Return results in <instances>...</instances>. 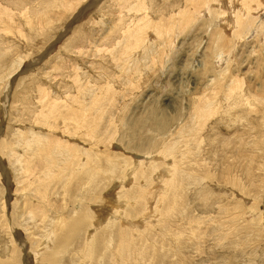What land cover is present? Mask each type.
I'll return each mask as SVG.
<instances>
[{"label":"rangeland","instance_id":"374dc122","mask_svg":"<svg viewBox=\"0 0 264 264\" xmlns=\"http://www.w3.org/2000/svg\"><path fill=\"white\" fill-rule=\"evenodd\" d=\"M80 1L0 0V257L11 259L13 264H37L34 251L21 241L27 238L29 244H36L50 234L49 244L53 247L58 233L55 230L66 216L71 221L73 204L80 203L104 219L100 230L91 227L90 219L79 239L82 242L90 236L92 241L102 236V246L98 245L96 259L90 263L99 264V257L117 251L116 236L125 232V226L131 228L124 223L113 233L114 227L109 224L116 213L122 212L120 217L125 221L129 219L125 208L133 199L124 197L123 192L128 191L123 190L129 189L132 195L163 191L161 174L158 177L156 172H162L165 164L152 160L157 155L160 162L164 156L171 157L172 164L177 161L185 173L199 176L200 183L184 180L174 196L176 201L172 193L167 195L163 207L175 204L167 218L173 220L171 230L186 225L193 226L194 232L180 247L168 239H156L154 252L161 257L155 258L153 253L151 264H264V5L259 4L253 14L252 27L241 30L236 16H242L247 23L250 20L239 0H212L207 7L191 4L190 8L185 6V0H129L133 5L141 3L138 11L123 7L125 0H119L117 5L113 0ZM185 11L187 16L182 19ZM140 14L147 15L146 20L152 23L145 25L144 43L127 67L122 62L125 56L119 52L126 47L125 32L119 27ZM225 21L230 28H225ZM160 29L159 35L156 31ZM20 33L25 36H18ZM95 97L104 99L103 113L93 114L96 120L88 124L96 137L89 126L82 133L70 120L74 113L84 112ZM198 108L205 110L199 114ZM31 136L38 141L29 149L22 140ZM83 140L88 142L86 145L96 142L99 146L94 158L101 167L113 163L124 170L117 175L102 172L104 178L96 182L86 179L85 185H89L80 190L96 194L93 201L85 194L83 197L80 190L72 199L71 186L77 181L64 187L65 172L57 163L49 171L39 163L41 155L54 150L57 142L73 141L78 146L85 144ZM8 141L22 156L15 154L13 163L9 150L4 148ZM172 146L171 153H162ZM29 155L31 163H26ZM139 162L146 169L134 174L142 167L132 172ZM154 164L157 166L152 170ZM124 174L134 175L128 186H123L126 176L120 178ZM156 179L161 182L156 183ZM253 183L260 189L249 194L257 190ZM116 184L120 186L114 187ZM136 184L145 186L136 189ZM104 193L106 202H101L99 196ZM140 199L134 203L142 208L141 213L147 207ZM86 214L83 211L80 217L73 215L80 219ZM161 220V215L153 225L141 220L128 241L138 243L143 232L152 242L162 228ZM228 220L224 230L234 236L237 252L228 247V237L219 240L217 236V227ZM107 238H113L111 245L103 242ZM163 244L179 248L162 257L167 251L161 249ZM75 247L74 243L70 248ZM46 249L44 244L42 250Z\"/></svg>","mask_w":264,"mask_h":264},{"label":"bare ground","instance_id":"6f19581e","mask_svg":"<svg viewBox=\"0 0 264 264\" xmlns=\"http://www.w3.org/2000/svg\"><path fill=\"white\" fill-rule=\"evenodd\" d=\"M46 1V0H45ZM76 1H79V0H76ZM83 1V0H82ZM80 1V2H82ZM97 1V0H96ZM116 2V5L119 3V0H113ZM123 2V0H121ZM212 0H185V6L187 8H190L191 4H194V5H197V6H200L203 4V6L207 7L209 6L208 4H210ZM234 1V0H232ZM240 4L242 5V8L240 6V8L242 9V12H245L248 17H249V20L250 22L247 23L245 21H243V17L242 16H239L238 19H237V16H236V21L238 22V24L241 26V30H242V27L243 28H248V26L250 25L251 21H253V14L256 12V9L259 7V4H263L264 5V2L263 0H239ZM11 2V0H10ZM44 2V1H43ZM54 2V1H53ZM73 2V1H72ZM75 2V1H74ZM236 2V1H235ZM238 2V0H237ZM66 3V2H65ZM64 3V4H65ZM77 3V2H76ZM219 3V2H218ZM233 3V2H231ZM124 3H122L121 5H123ZM214 4H216L214 2ZM213 4V5H214ZM262 5V6H263ZM224 6V5H223ZM234 6V5H233ZM122 6H120L121 8ZM123 7H127V9H131L132 10H135L137 9V11L141 8V3L140 2H136L134 5L131 1L129 0H125V5ZM144 7V6H143ZM196 7V6H195ZM201 7V6H200ZM74 8V7H73ZM185 8V7H184ZM264 8V6L262 7ZM46 9V8H45ZM196 10H199V8H195ZM260 9H261V6H260ZM3 10V9H2ZM9 10V9H8ZM122 10V9H120ZM125 10V9H124ZM182 10V9H180ZM186 10V9H185ZM191 10V9H190ZM235 10V9H234ZM237 10V9H236ZM244 10V11H243ZM26 11V10H25ZM79 11V10H78ZM184 11V9H183ZM187 11V10H186ZM184 12L182 14V19H185L186 16H187V12ZM193 11V10H191ZM264 11V10H263ZM66 12V11H65ZM124 12V11H122ZM188 12H189V9H188ZM199 12V11H198ZM222 12V11H221ZM259 12V15L262 14V12L258 11ZM118 13V12H117ZM125 13V12H124ZM219 13V11L217 12ZM224 13V11H223ZM236 13V12H235ZM233 13V15L235 14ZM264 13V12H263ZM41 14V13H40ZM43 14V13H42ZM202 14V13H201ZM225 14V13H224ZM237 14V13H236ZM120 15V14H119ZM193 15V14H192ZM198 15V13H197ZM211 15V14H210ZM221 15V14H219ZM245 15V14H244ZM24 16V15H23ZM79 16V15H78ZM147 16V15H146ZM146 16L144 14H140L138 17L136 15V17L132 20V22L129 23L126 22L124 25H122L121 27H119L120 29H122V31L125 32V35H124V38H123V44L124 46L126 45V47H122L121 50H119V52L121 53V55H124L125 57L122 59V62L124 65H128L129 63H131V61H135V58H136V50L139 49L141 47V45L144 43V34L145 32L143 31L144 28L146 27L145 25H148V24H151L152 21H147L146 19ZM27 17V16H26ZM62 17V16H60ZM193 17V16H192ZM218 17V16H217ZM221 17H225L223 16V14L221 15ZM245 17V16H244ZM195 18V17H194ZM209 18V17H208ZM219 18V17H218ZM261 18V17H260ZM78 19V18H77ZM76 19V20H77ZM206 20V19H205ZM262 20V19H261ZM120 21H121V17H120ZM213 21V20H212ZM60 22V21H59ZM225 28H230V24L225 21ZM60 24V23H59ZM180 24V23H179ZM236 24V23H234ZM263 24V23H262ZM259 25L260 27H262L263 25ZM62 25V24H61ZM207 25V24H205ZM253 24H251L250 26L252 27ZM257 25V24H256ZM175 26H177L175 24ZM179 26V25H178ZM231 26H232V23H231ZM68 27V26H67ZM71 27V26H70ZM160 27V26H159ZM233 27V26H232ZM231 27V28H232ZM236 27V26H235ZM13 28V27H12ZM169 28V27H168ZM214 28V27H213ZM3 29V28H2ZM67 29V28H66ZM158 29V28H156ZM249 29V28H248ZM21 30V28H20ZM119 30V29H118ZM228 30V29H227ZM233 30V29H232ZM254 30V29H252ZM261 30V29H260ZM258 30V31H260ZM10 31V30H9ZM40 31V30H39ZM162 31L161 29L159 31H156L157 34H159V32ZM251 31V30H250ZM223 32V31H222ZM253 32V31H252ZM256 32V31H255ZM164 33V32H163ZM207 33V32H206ZM18 34V33H17ZM161 34V32H160ZM159 34V35H160ZM170 34V33H169ZM220 34V33H219ZM224 34V33H223ZM222 34V35H223ZM234 34V33H233ZM260 34V33H259ZM62 35V34H61ZM163 35V34H162ZM222 35L219 37L221 38ZM261 35V34H260ZM263 35V34H262ZM18 36H23L21 35V33L18 35ZM25 36V35H24ZM23 36V37H24ZM164 36V35H163ZM167 36V35H166ZM165 36V37H166ZM219 36V35H218ZM162 37V36H161ZM164 37V38H165ZM168 37V36H167ZM160 38V37H159ZM225 39V38H224ZM240 39V38H239ZM166 40V39H165ZM218 40V39H217ZM223 40V39H222ZM169 41V40H167ZM221 41V40H220ZM241 41V40H240ZM262 41V39H261ZM232 42V41H231ZM54 43V42H53ZM209 43V42H208ZM220 43V42H219ZM236 43V41H235ZM210 44V43H209ZM224 45V44H222ZM235 46V45H234ZM52 47V46H51ZM50 47V48H51ZM216 48H217V45H216ZM218 49V48H217ZM223 49V48H222ZM50 50V49H49ZM143 50V49H142ZM51 51V50H50ZM139 51V50H138ZM131 53V54H129ZM212 53V52H211ZM129 54V55H128ZM128 55V59H127V56ZM132 55V56H131ZM221 55V54H220ZM228 55V54H227ZM28 56V55H27ZM18 57V56H17ZM20 57V56H19ZM131 60H130V59ZM216 58V57H214ZM24 59V58H23ZM155 59V58H154ZM9 62V61H8ZM12 62V61H11ZM18 62V61H17ZM21 62V60H20ZM129 62V63H128ZM212 62V61H210ZM19 63V62H18ZM128 63V64H127ZM213 63V62H212ZM20 64V63H19ZM14 65V64H13ZM149 65V64H148ZM147 65V66H148ZM214 65V64H213ZM121 66V65H120ZM19 67V66H18ZM128 67V66H127ZM126 68V67H125ZM123 69V68H121ZM128 69V68H127ZM19 70V69H18ZM12 71V70H11ZM17 71V70H16ZM130 72V71H129ZM135 72V71H134ZM12 73V72H11ZM221 74V73H220ZM221 80V79H220ZM217 82V81H216ZM108 90L109 87L107 88ZM106 92V91H105ZM107 93V92H106ZM110 93V92H109ZM13 96V95H12ZM45 96H47L45 94ZM48 99V98H47ZM92 100V99H91ZM103 98L101 99V97H95L93 102L91 101V104L89 106H87V108H85V111L84 112H76L74 113L75 116L74 117H71L70 120H72V122L74 124H76V130H82V133L86 130V128L90 125V123H93L92 122V119L93 120H96L92 115L93 114H97V115H101L103 113V107H104V103H103ZM55 101V100H54ZM205 102V101H204ZM203 102V103H204ZM208 105H210V103H208ZM211 106V105H210ZM208 106H206L205 108H207ZM205 108H198V113L199 114H202L203 111L205 110ZM5 110V109H4ZM83 110V109H82ZM81 110V111H82ZM73 112V111H72ZM92 112L91 116H88V113ZM226 113V112H225ZM228 113V112H227ZM198 120H195L194 122L197 123ZM86 123V124H85ZM89 124V125H88ZM87 125V126H86ZM96 125V124H95ZM90 127V126H89ZM91 128V127H90ZM78 131V133L80 132ZM91 133L93 136L96 137L95 135V130L93 128H91ZM38 134H41L40 132H38ZM81 134V133H80ZM2 135V134H1ZM83 139V138H82ZM81 140V139H80ZM37 139L33 136L31 137H27L24 141L22 140L23 144H26L27 148L29 149H32L34 148V144L37 143ZM91 141V140H90ZM72 142V143H71ZM71 142H68V144H63V143H59L57 142L58 144L55 146V149L52 150V151H46L43 155H41V158L39 160V163L42 164L41 166L46 169L47 171H49V167L51 166L52 167V164H55L57 163L59 166H60V171H63L65 172V175H64V180H63V185L64 187H68L70 185V183L72 182V180H76L77 183L75 182V184H73L71 186V196L72 199L73 197L75 196V192L80 190L81 188H83L84 186H87L85 185V182L86 179L89 180V183L90 181L92 182H96L100 179V177L102 178L103 177V174H106L104 172H108L109 175H117V174H120L121 172H123L121 169H119L115 164H111V166L109 167V165H106V167H101L99 165L98 162H96V159L94 158L95 155H98L97 152L99 151V146L96 145V142L92 143L91 145H86L88 142L83 140V143H85L84 145H78L76 143H73V141ZM71 143V144H70ZM4 148H7V150H9V156H10V160L12 159V157H14V155L16 154L17 156L22 157L20 155H18V153L15 152V147L16 146H13V144L10 143V141L8 142H5L4 144ZM86 146V147H85ZM82 149V150H81ZM38 150H41V148H38ZM173 151V146L170 147L169 149L167 150H163L162 153L163 154H169ZM37 153V152H36ZM103 153V152H101ZM115 153V152H114ZM69 156H71V160L69 159ZM32 155H29V157L27 159H25L24 161L26 163H31L30 161V158H31ZM67 156V157H66ZM102 156V155H101ZM164 156V155H163ZM162 156V157H163ZM183 158L185 155H182ZM256 156V155H254ZM3 157V156H1ZM107 157V156H106ZM110 157V156H109ZM124 157V156H123ZM257 157V156H256ZM101 158V157H100ZM127 158V156L125 157V159ZM157 158H160L159 156L156 155V157L152 160H156V163H159V164H165V166L163 167V170L162 172H159L157 173L156 172V175L158 176V174H161L160 176V179L162 181V185H163V191L162 192H159V190L156 192V191H153V193H149L147 194L146 192L142 191V193H139L137 195H132L130 194L129 192V189L127 190H123V191H128V192H123V195L124 197H126L127 199H133L131 200L132 202H130L127 207L125 208L126 209V213L128 215V217L126 218H129L128 221H125L123 220L120 216L123 215L122 212L120 213H116V215L114 216L113 215V218L111 219V222H109V224L114 227V230L113 233L116 232V228L117 229H122V226L124 227L125 225H123L124 223L126 224H129L131 228L126 227L125 229V232H120L115 240L118 242V244H116L117 246V251L114 252H110L108 253V255L106 256H102V257H99V264H130L131 262H133L134 264H151V259L150 256L153 255V253L155 254L154 257L155 258H160L161 255L160 253L158 252L159 255H157L155 252H154V247L157 245V242L156 239L160 238L163 240V241H167L168 239V242L169 243H172V244H177L179 247L184 245L189 239V236L193 234L194 232V228L193 226L191 227H188L186 225H182V226H179L178 229H174V230H171L172 227L174 226L173 224V220L171 221H167V218L171 216V207L172 209L174 210L175 208V204H173L171 207L170 205H167L165 207H163V204L165 203L166 199H167V195H170L172 193V197L176 196V194L179 192V186L180 184L184 181V180H188V181H191L190 179H193L195 180L197 183L199 182L200 183V178L199 176H197L196 174H192L191 173H185V169L183 170L182 167H178V163L177 161H174L173 160V164L170 160L171 157H168V156H164V158L162 159V161H157ZM186 158V157H185ZM3 159V158H2ZM17 161V159H15ZM14 160V161H15ZM127 160V159H126ZM166 160V161H164ZM69 161V164L67 163ZM99 161V160H98ZM103 161V160H102ZM112 161V160H111ZM132 161V160H130ZM184 161V160H183ZM254 161V160H253ZM12 162V160H11ZM21 162V161H20ZM149 162V161H148ZM258 162V161H257ZM13 163V162H12ZM97 163V165L95 164ZM109 163H111L109 161ZM117 163V162H116ZM137 163V162H136ZM253 163V162H252ZM251 163V164H252ZM255 163V162H254ZM10 164V163H9ZM21 164V163H20ZM68 164V165H67ZM144 165L143 162H139L137 166H134V168L132 169V172L133 170L138 167L139 165ZM262 164V163H261ZM39 165V164H38ZM134 165V163H133ZM141 165V166H142ZM259 165V164H258ZM156 166L157 164H154L152 166V170H155L156 169ZM234 166V165H233ZM264 166V165H263ZM55 167V166H53ZM160 167V166H158ZM157 167V168H158ZM184 167V165H183ZM229 163H228V168H229ZM250 167V166H249ZM261 167V166H260ZM23 168V167H22ZM145 167L142 166L140 167L139 171H135V173H139L141 171H144ZM264 169V167H263ZM22 170V169H21ZM44 170V171H46ZM54 170V169H53ZM160 170V169H159ZM195 170V169H194ZM18 171V170H17ZM43 171V172H44ZM59 171V170H58ZM19 172V171H18ZM43 172H40V173H43ZM103 172V174H102ZM184 172V174H183ZM45 173V172H44ZM50 172H47V176ZM61 174V173H60ZM41 175V174H40ZM126 175H129V174H126ZM125 174L120 177V178H123L126 176ZM230 175V174H229ZM6 176V175H5ZM39 176V175H38ZM44 176V174H43ZM42 176V177H43ZM46 176V175H45ZM62 176V175H61ZM105 176V175H104ZM134 175L132 176H126V178L124 180H127L126 183H122L123 186H128L129 184L128 183H131L133 182L131 178H133ZM189 176H192V178ZM231 176V175H230ZM9 177V175H8ZM21 177V176H20ZM57 177V176H56ZM159 177V176H158ZM250 177V176H249ZM16 178V177H15ZM41 178V177H40ZM104 178V177H103ZM25 179V178H24ZM51 179V178H50ZM159 179V178H158ZM231 179V178H230ZM17 180V179H16ZM20 180V179H19ZM39 180V178L37 179ZM103 180V179H101ZM134 180V178H133ZM142 180V179H141ZM248 180V179H247ZM253 180V179H252ZM4 181V180H3ZM35 181V180H34ZM104 181V180H103ZM106 181V179H105ZM110 181V180H109ZM108 181V182H109ZM112 181V180H111ZM118 181V180H117ZM156 183L158 182H161V181H157V179L155 180ZM12 182V181H11ZM23 182V181H22ZM27 182V181H26ZM37 182V181H36ZM40 182V181H39ZM60 182V181H59ZM254 182V181H253ZM263 184H264V179L262 180ZM17 183V182H16ZM24 183V182H23ZM33 183V182H32ZM190 183V182H188ZM22 184V183H20ZM27 184V183H26ZM34 184V183H33ZM106 184V183H105ZM114 184V183H113ZM133 184V183H132ZM141 184V183H140ZM139 184V185H140ZM143 184V183H142ZM145 184V183H144ZM8 185V184H7ZM46 185V184H45ZM104 185V184H103ZM108 185V184H107ZM158 185V184H157ZM160 185V184H159ZM39 186V185H38ZM98 186V185H97ZM96 186V187H97ZM105 186V185H104ZM120 185L116 184L114 187H118ZM145 186V185H144ZM144 186H138L137 184L135 185V188L136 189H140L141 187H144ZM256 187V185L253 183V187ZM264 186V185H263ZM42 187V186H41ZM92 187V186H90ZM89 187V188H90ZM94 187V186H93ZM94 187V189L96 188ZM158 187V186H157ZM260 187V186H258ZM34 188V187H33ZM86 188V187H85ZM87 188V189H89ZM162 188V187H161ZM257 188V187H256ZM41 189V188H40ZM63 189V188H62ZM85 189V190H87ZM92 189V188H91ZM93 189V190H94ZM101 189V188H100ZM105 189V188H104ZM153 189H156V188H153ZM159 189V188H158ZM248 189V187H247ZM260 188H257V190H253L252 192L250 191L249 194H256L257 191L259 190ZM92 190V191H93ZM122 190V189H121ZM143 190V189H142ZM151 190V189H150ZM250 190V189H249ZM12 191V190H11ZM21 191V190H20ZM42 191V190H41ZM48 191V190H47ZM81 193L83 194V197L86 195L90 201H93L95 199L94 195L96 196V194H94L93 192H91V190H87V191H83L80 190ZM116 192V191H115ZM152 192V191H151ZM168 192V193H167ZM246 192V190H245ZM246 196H247V193H245ZM41 193V192H40ZM61 193V192H60ZM97 193H101V192H97ZM34 194V193H33ZM64 194V193H63ZM85 194V195H84ZM106 194H108L106 192ZM104 194H101L99 197H100V200L99 201H104L103 198H104ZM39 196V195H38ZM65 196V195H64ZM85 196V197H86ZM142 196V197H141ZM245 196V197H246ZM141 197V199H140ZM151 197V198H150ZM249 197V196H248ZM246 197V198H248ZM20 198V197H19ZM17 198V199H19ZM68 198V197H67ZM77 198V197H76ZM82 198V197H81ZM159 198L156 202V199ZM78 199L80 200V198L78 197ZM140 199L141 201V204H143V200L145 202V205L147 207V209H145L146 211L145 212H141L140 211L142 210L141 207L139 206H136L135 205V201ZM250 199V197H249ZM8 200L10 201V198H8ZM85 199L83 198V201ZM88 199H86L84 202H87ZM174 200H175V197H174ZM177 200V199H176ZM175 200V201H176ZM66 201V200H65ZM82 201V200H81ZM89 201V200H88ZM89 201V202H90ZM109 201V200H107ZM12 202V200H11ZM31 202V201H30ZM41 202V201H40ZM63 202V201H61ZM106 202V201H104ZM118 202V201H117ZM155 202L154 204V207H153V203ZM69 203V201L67 202ZM108 203V202H107ZM120 202H118L119 204ZM9 204V203H8ZM104 204V203H103ZM106 204V203H105ZM120 204H123L122 202ZM29 205V204H28ZM64 205V204H63ZM88 205V204H87ZM86 205V206H87ZM90 205V204H89ZM24 206V205H23ZM34 206V204H33ZM82 206V207H81ZM85 206V205H84ZM156 206V208H155ZM11 207V206H10ZM27 207V206H26ZM59 207V206H58ZM71 207V206H70ZM96 207V206H95ZM102 207V206H101ZM105 207V206H104ZM8 208V207H7ZM37 208V206H36ZM40 208H41V205H40ZM93 208V207H92ZM114 208V207H113ZM22 209V208H21ZM24 209V208H23ZM28 209V208H27ZM100 209V208H99ZM43 210V209H42ZM62 210V209H61ZM72 218H71V221L69 220L70 217L67 218V216L65 217L66 220L63 221L62 219V225L55 231H58L56 237H55V241H54V246L51 247L49 244L50 243V239H52V236L49 234V235H46L45 237V240L44 241H40L36 244H34L32 241L31 243L32 244H29L28 242V239L27 238H24L21 243L22 245H26L27 246V249L30 250V251H34L35 253V260L37 261V264H75L76 262L78 264H90L91 263V259H96V253L95 252H98L99 248H98V245H101V242H99L100 239H102V236L99 235L97 236L95 239H93L92 241L89 240L90 236H87L86 240L83 239L82 242L79 241V239L81 238L80 235H81V231L82 229L87 225V223L90 221V219H92L91 221V227H97L100 229L103 228V226L100 227L101 223L103 222L104 219H102V215L99 214L98 216H95L92 212V210H90V206L85 208L83 207V205H81L80 203H75L73 204V207H72ZM95 210V209H94ZM114 210V209H113ZM22 211V210H21ZM49 211V210H48ZM83 211H87V214L84 215L83 218H80V215H81V212ZM97 211V210H95ZM100 211V210H99ZM102 211V210H101ZM157 211H158V215L157 214ZM20 212V211H19ZM25 212V211H24ZM35 212V211H34ZM98 212V211H97ZM37 213H39V211L37 210ZM95 213V212H94ZM115 213V212H114ZM21 214V213H20ZM46 214V213H45ZM69 214V212H68ZM79 215V217L75 216V215ZM111 214V213H110ZM140 214V216H139ZM23 215V213H22ZM71 215V213H70ZM162 216V220L161 223L162 224V228L159 229V231H157V235L153 238H151V241L152 242H148V240H150V236H147L145 233H140L141 234V239L138 241V243H134L133 241H128V236L130 235H135V229L133 228L136 224H139L141 222V220H146L148 221V224L150 225H153L155 223V219L157 218V216ZM5 216V215H4ZM73 216H74V219H73ZM165 216V217H163ZM25 217V216H24ZM23 217V218H24ZM40 217V216H39ZM111 217V216H110ZM60 218V217H59ZM97 218V220L95 221V219ZM108 218V217H107ZM124 218V217H123ZM135 218V219H134ZM13 219V218H12ZM73 219V220H72ZM102 219V220H101ZM134 219V220H133ZM31 220V219H30ZM52 220V219H51ZM261 220V219H259ZM11 222V220H9ZM49 221V220H48ZM54 221V219L52 220ZM9 222V223H10ZM42 222V221H41ZM228 221H225V222H222L218 227H217V236H218V239L219 240H225L226 237H228L230 240H229V248L232 249L233 252H237L238 251V247H236V241L234 239V236H232V233L229 231V230H224V227L228 225ZM106 223V222H105ZM122 223V224H121ZM197 224H199L198 222H195ZM257 223V222H256ZM260 223V222H259ZM230 224V223H229ZM253 224V223H252ZM45 225V224H44ZM56 225V224H55ZM103 225V224H102ZM109 226V225H108ZM141 226H144L143 224ZM8 227V226H7ZM31 227V226H30ZM140 227V226H139ZM151 227V226H150ZM229 227V226H228ZM231 227V226H230ZM240 227V226H239ZM246 227V226H245ZM27 228V227H26ZM29 228V227H28ZM41 228V227H40ZM47 228V227H46ZM90 228V227H89ZM234 228V226H233ZM113 229V228H112ZM139 229V228H138ZM151 229V228H150ZM251 229V228H249ZM18 230V229H17ZM16 230V231H17ZM28 230V229H27ZM39 230V229H37ZM110 231V230H109ZM152 231V230H151ZM33 232V231H32ZM72 232V233H71ZM98 232V231H97ZM135 232V233H134ZM141 232V231H140ZM89 233V231H88ZM90 234V233H89ZM108 234V233H107ZM112 234V233H110ZM25 236V234H24ZM93 236V235H92ZM23 237V236H22ZM21 237V238H22ZM26 237V236H25ZM35 237V236H34ZM37 237V236H36ZM112 237V235H111ZM238 237V236H237ZM29 238V237H28ZM32 238V237H31ZM16 239V238H15ZM30 239V238H29ZM38 239V238H36ZM33 240V239H32ZM113 238L109 239H105L103 240L104 243L106 244H110L109 241H112ZM227 240V239H226ZM147 241V242H146ZM35 242V241H34ZM37 242V240H36ZM76 244V247L73 248L71 250V245L72 244ZM46 244L48 249L46 250H42V246ZM111 245V244H110ZM109 245V246H110ZM102 246V245H101ZM116 246L114 245V247L116 248ZM179 247H176V246H168V245H164L162 246V250L163 249H166L167 248V251L165 253H162V257H165L166 255H169V252H172V253H175V250H178ZM27 250V251H28ZM111 250V249H110ZM114 250V249H112ZM161 250V251H162ZM106 251V250H105ZM27 254V253H26ZM106 254V253H104ZM166 254V255H165ZM66 255H68L66 257ZM94 255V256H93ZM1 256V255H0ZM183 259V258H182ZM5 260V261H4ZM2 259V257H0V264H13V262L11 261V259ZM142 260H146L147 262H143ZM29 261V260H28ZM27 261V262H28ZM161 263V262H160ZM15 264H18V263H15ZM27 264V263H26ZM162 264V263H161Z\"/></svg>","mask_w":264,"mask_h":264}]
</instances>
